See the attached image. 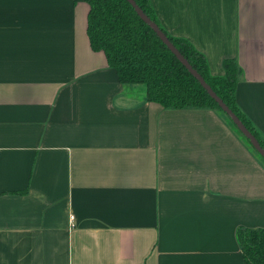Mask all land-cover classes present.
<instances>
[{"label": "crops", "instance_id": "obj_1", "mask_svg": "<svg viewBox=\"0 0 264 264\" xmlns=\"http://www.w3.org/2000/svg\"><path fill=\"white\" fill-rule=\"evenodd\" d=\"M264 140V0H150ZM86 0H0V264H248L264 157L212 108L165 109L92 48ZM71 215H75L73 225Z\"/></svg>", "mask_w": 264, "mask_h": 264}, {"label": "trees", "instance_id": "obj_2", "mask_svg": "<svg viewBox=\"0 0 264 264\" xmlns=\"http://www.w3.org/2000/svg\"><path fill=\"white\" fill-rule=\"evenodd\" d=\"M90 6L88 35L91 46L106 54L122 83L146 85L149 101L165 109L212 108L224 113L200 81L139 16L129 0H86ZM167 34L175 47L226 105L258 138L264 140L237 105L240 79L237 60H224V74L212 75L206 57L187 39L171 35L157 19L150 0H135ZM237 239L248 264H264V229L240 227Z\"/></svg>", "mask_w": 264, "mask_h": 264}, {"label": "water", "instance_id": "obj_3", "mask_svg": "<svg viewBox=\"0 0 264 264\" xmlns=\"http://www.w3.org/2000/svg\"><path fill=\"white\" fill-rule=\"evenodd\" d=\"M134 6L139 16L159 35L162 41L168 46V48L178 57V59L187 67V69L200 81L204 88L208 91L212 98L218 103L221 109L231 118L234 124L244 134V136L251 142L253 147L264 157V148L261 145L258 138L248 129V127L240 120V118L226 105V103L220 98L217 93L208 85L202 75L195 70L184 55L175 47L173 42L167 36V34L160 28V26L153 21L136 3L135 0H129Z\"/></svg>", "mask_w": 264, "mask_h": 264}, {"label": "built area", "instance_id": "obj_4", "mask_svg": "<svg viewBox=\"0 0 264 264\" xmlns=\"http://www.w3.org/2000/svg\"><path fill=\"white\" fill-rule=\"evenodd\" d=\"M71 223H72V225H73V222L75 221V215H71Z\"/></svg>", "mask_w": 264, "mask_h": 264}]
</instances>
